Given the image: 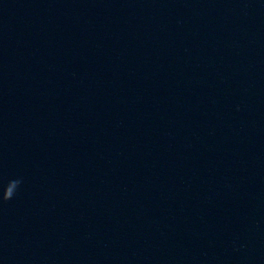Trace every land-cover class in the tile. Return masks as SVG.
<instances>
[{
    "label": "water",
    "instance_id": "95a60500",
    "mask_svg": "<svg viewBox=\"0 0 264 264\" xmlns=\"http://www.w3.org/2000/svg\"><path fill=\"white\" fill-rule=\"evenodd\" d=\"M0 264H264V0H0Z\"/></svg>",
    "mask_w": 264,
    "mask_h": 264
},
{
    "label": "clouds",
    "instance_id": "9594fccd",
    "mask_svg": "<svg viewBox=\"0 0 264 264\" xmlns=\"http://www.w3.org/2000/svg\"><path fill=\"white\" fill-rule=\"evenodd\" d=\"M20 181L19 180H12L9 181L3 188V195H2V199L3 201H7L9 199L12 198L13 194H11V190L13 188H17L19 185Z\"/></svg>",
    "mask_w": 264,
    "mask_h": 264
}]
</instances>
